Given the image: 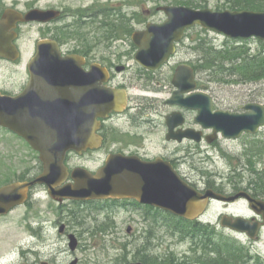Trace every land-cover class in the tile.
<instances>
[{"label": "flooded vegetation", "instance_id": "flooded-vegetation-1", "mask_svg": "<svg viewBox=\"0 0 264 264\" xmlns=\"http://www.w3.org/2000/svg\"><path fill=\"white\" fill-rule=\"evenodd\" d=\"M109 1L118 0H0V22H7L9 14L21 13L24 16L31 11L38 10L42 13H52L54 18L46 22H17L15 29L5 33L0 51L7 52L9 34L16 33V39L10 40L21 51L19 43L25 28L38 26L39 39L36 40L33 55L25 66L24 77L15 83H8V88L0 85L3 95L16 97L29 89L32 81L30 64L37 53L40 42L53 41L58 46L62 57L77 56L81 61L74 63L80 66L84 73L92 69L101 72V85L122 91L126 96V103L121 112H111L106 118L100 119L97 131L101 145L97 149H88L82 154L75 151L66 157V165L70 173L76 168H84L96 175L105 166L112 156L128 158L144 164H151L158 160L170 164L181 180L188 183L201 195L212 191L229 200L212 199L207 210L194 219H188L172 214L166 210L152 205L143 204L135 199L123 200H90L86 202L63 201L56 202L60 208L65 205H101L112 202L121 206L124 211L138 215L134 219L136 225L152 230L161 227L172 229L181 236V241L186 244L184 264H264V211L258 212L251 205V200L264 204V174L262 163L255 159L257 164L251 166L252 159L240 158L230 162V174H218L221 180L212 179V175L205 173L200 168L209 161L211 149L240 141L245 137L258 138L263 129L256 135L244 133L239 139H228L222 133H215L214 129H205L197 123L198 112L171 104L175 94L179 91L173 81L181 68L193 72L195 90L192 93H207L211 96L214 111H224L234 114L246 112L245 106L238 110H223L216 105V92H212L203 82V59L192 57L197 54L195 40L194 46L188 47L190 40L187 30L178 43L175 52L170 55L166 63L157 70H148L136 60L138 48L133 41L139 28L128 27L124 29V19L129 23L135 22L137 15L132 13L125 16L121 4L110 5ZM217 12L232 11L230 9L216 10ZM193 29V28H192ZM84 35V36H83ZM8 39V40H7ZM5 46L6 49H2ZM21 61H12L0 56L1 64H17ZM63 90L67 88L62 87ZM76 86L70 90L76 92ZM211 91V92H210ZM192 93L182 94L187 98ZM166 95L164 98L159 97ZM260 105H263L260 103ZM248 106V105H247ZM176 115L173 122L177 123L173 130L168 125V117ZM162 117V119L158 118ZM182 124H179V123ZM161 129L163 135L160 141L162 152L156 154V130ZM191 131L199 140L185 136ZM170 135H173L170 137ZM181 135H184L180 138ZM170 137V138H169ZM264 139V136H262ZM23 142L27 144L23 140ZM171 146V148H170ZM104 153L105 158L101 164L92 169L98 153ZM87 158V164L73 166L72 161ZM200 161L195 167V163ZM239 161V162H238ZM43 170V165L41 163ZM189 167V168H187ZM132 174V172H130ZM72 181L69 178L68 182ZM44 187V186H42ZM35 189V188H34ZM33 189V190H34ZM33 190L30 196L33 194ZM216 205L215 211L210 207ZM244 221L245 231H238L224 225V220L236 222ZM60 228L65 227L68 233V222L64 218L58 221ZM130 230V229H129ZM141 239V237H139ZM79 241V240H78ZM188 259V260H187ZM49 264V263H48Z\"/></svg>", "mask_w": 264, "mask_h": 264}, {"label": "water", "instance_id": "water-1", "mask_svg": "<svg viewBox=\"0 0 264 264\" xmlns=\"http://www.w3.org/2000/svg\"><path fill=\"white\" fill-rule=\"evenodd\" d=\"M158 10L166 14L167 20L163 24L149 23L146 30L137 32L133 37L138 48L136 60L148 70H157L166 63L185 31L195 26L229 39L255 38L264 45V12H216L182 6H164ZM53 18L52 13L38 10L25 16L16 12L9 14L7 22H0V40L4 39L10 29H15L17 22H46ZM16 36L14 31L12 35L9 34L7 52L0 51L1 57L18 60V48L9 44ZM81 60L77 56L62 57L53 41L40 42L30 64L32 81L29 89L16 97L0 92V127L24 139L39 153L43 165L42 173L34 179L10 183L0 188V217L25 205L30 190L37 186H46L49 197L58 202L135 199L188 219L202 215L210 199L229 200L212 191L201 195L181 180L170 164L161 160L144 164L112 156L96 175L84 168H76L70 173L65 164L68 153L75 151L82 154L88 149L99 148L101 139L97 131L100 119L106 118L113 111L121 112L126 103L122 91L101 85V72L98 69L84 73L80 66L74 65ZM173 83L179 91L170 103L198 111L196 121L205 129L212 128L225 138L238 139L243 133L257 134L264 127L262 105L246 106L243 114L214 111L211 96L192 93L195 84L190 68H180ZM70 86L78 89L74 92ZM184 93L192 94L183 98ZM175 116L168 117L170 130L178 126L173 122ZM185 136L199 140L191 131L186 132ZM69 178L72 181L68 182ZM250 200L258 212L264 211L263 203ZM243 223L242 219L233 223L224 220L225 226L238 231L246 230ZM64 229L62 226L60 232L63 233ZM69 240V247L75 252L79 245L78 239L70 235ZM71 264H78V260Z\"/></svg>", "mask_w": 264, "mask_h": 264}, {"label": "rangeland", "instance_id": "rangeland-1", "mask_svg": "<svg viewBox=\"0 0 264 264\" xmlns=\"http://www.w3.org/2000/svg\"><path fill=\"white\" fill-rule=\"evenodd\" d=\"M57 1V0H45ZM110 5L121 4L125 16L135 13L137 20L133 23L127 21V26L140 30L146 29L148 23L163 24L166 14L158 10L164 6H186L194 3L197 9L225 10L231 9L237 1L233 0H118L109 1ZM262 4L264 12V1ZM193 8V6H188ZM253 11V10H250ZM19 43L22 53L21 61L17 64L0 63V85L8 88V83L20 81L25 75V66L33 55L36 40L39 39L38 26L25 28ZM84 36V35H83ZM190 40L186 42L188 47H193L191 42L195 40L198 52L192 57H200L205 61L202 51L203 40L209 41L217 49L226 46H248L251 56L264 54V45L258 39H250L248 43L229 40L214 32L206 31L201 27H195L188 33ZM203 82L212 92H216V105L223 110H238L250 104L264 105V81L249 84H226L211 82L212 77L205 78ZM227 81H232L228 80ZM210 91V92H211ZM166 95L159 97L164 98ZM167 98V96H166ZM162 119V117H158ZM156 154L162 152L160 141L163 138L161 129L156 130ZM261 134L264 136V129ZM245 137L238 142L211 149L209 161L201 166L205 173L212 175V179H219L218 174H230L232 167L230 162H236L239 157L246 158V150L254 142H262V137ZM171 148V146H170ZM245 154V155H244ZM98 161L90 165L96 169L105 158L104 153L95 155ZM262 163L259 168L264 169V156L259 159ZM240 161V160H239ZM238 161V162H239ZM200 161L195 163V167ZM233 163V162H232ZM73 166L87 164V158L72 161ZM189 168V167H187ZM39 154L28 147L22 140L0 127V188L12 182H17L21 177L34 178L42 173ZM218 206L212 205L211 211ZM218 210L220 208L218 207ZM73 215H76L74 219ZM73 216V217H72ZM138 215L128 213L121 206L112 202L101 205H65L60 208L58 203L52 200L46 187H37L33 190L29 202L12 211L7 216L0 218V264H71L76 259L78 264H115V260L128 257V263L140 261L141 250L149 257V261L156 258L159 261L172 259L184 264L186 244L182 243L180 235H175L172 229H153L150 237V229L138 226L134 222ZM64 218L68 222V233L61 234L58 221ZM130 229V230H129ZM75 235L79 240L76 252L69 247V236ZM141 237V239H139ZM142 253V254H143ZM188 260V259H187Z\"/></svg>", "mask_w": 264, "mask_h": 264}, {"label": "trees", "instance_id": "trees-1", "mask_svg": "<svg viewBox=\"0 0 264 264\" xmlns=\"http://www.w3.org/2000/svg\"><path fill=\"white\" fill-rule=\"evenodd\" d=\"M237 1L234 6H231V10H253L261 11L262 4L258 1L264 0H233ZM186 6H193L197 9V5L194 3L185 4ZM127 19H124V29H128ZM237 42V41H236ZM248 43V41H240ZM202 51L205 56L203 64V73L205 78L212 77L211 82L221 83H234V84H249L258 83L264 81V54L260 53L255 56H251L248 46L242 45L239 47L226 46L222 49L215 48L209 41L203 40ZM232 80V81H227ZM251 148V149H250ZM250 151L246 150L245 156L247 159H252L251 166L254 167L257 164L255 159H261L264 156V144L262 142H254V145L249 146ZM264 174V170L261 172ZM30 180L26 177H21L19 181ZM75 216V217H73ZM72 217L76 219V215ZM144 252V251H143ZM141 250L139 255L140 262L145 264H179L172 259H166L165 261H159L154 258L149 261V257ZM143 253V254H142ZM128 257H123L115 260V264H129Z\"/></svg>", "mask_w": 264, "mask_h": 264}]
</instances>
